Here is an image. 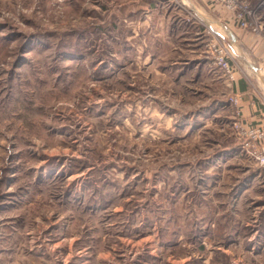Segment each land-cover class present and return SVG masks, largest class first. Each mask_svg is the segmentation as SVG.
<instances>
[{
  "label": "rangeland",
  "instance_id": "374dc122",
  "mask_svg": "<svg viewBox=\"0 0 264 264\" xmlns=\"http://www.w3.org/2000/svg\"><path fill=\"white\" fill-rule=\"evenodd\" d=\"M249 1L259 31L175 0H0V264H264V125L220 37L260 56Z\"/></svg>",
  "mask_w": 264,
  "mask_h": 264
},
{
  "label": "crops",
  "instance_id": "0c3cea01",
  "mask_svg": "<svg viewBox=\"0 0 264 264\" xmlns=\"http://www.w3.org/2000/svg\"><path fill=\"white\" fill-rule=\"evenodd\" d=\"M183 10L186 8L192 10L197 20L200 21L202 25L207 30L215 31L214 27L215 18L212 13L213 10H225L222 6L221 1L219 0H175ZM199 12V13H198ZM198 13V14H197ZM202 16H200V15ZM199 15V16H198ZM220 19V18H219ZM221 34L224 36L225 40L228 42V46H233L235 50L231 52L232 54L242 57L235 46L237 42L240 46L244 43L242 59L245 62L248 70H245V76H238V79L233 83L232 91L239 96V105L242 111V117L245 121L249 123H257L264 125V39L257 40V53H260V56H257V59H252L248 55L247 45L248 39L245 36V40H238L237 37L241 34L239 30L233 29L230 26L225 27L222 21ZM211 28V29H210ZM251 80V81H250Z\"/></svg>",
  "mask_w": 264,
  "mask_h": 264
},
{
  "label": "built area",
  "instance_id": "2783aa9c",
  "mask_svg": "<svg viewBox=\"0 0 264 264\" xmlns=\"http://www.w3.org/2000/svg\"><path fill=\"white\" fill-rule=\"evenodd\" d=\"M225 6V10H242L237 15V20L241 28H251L255 31H259L263 26L261 19L255 16L257 6H253L249 0H221ZM212 45H215V42H212ZM224 46V45H223ZM217 63L221 68L229 75L230 78H233V70H231L230 62L226 59L224 51L218 50V55L216 57ZM228 101L235 102L236 99L233 97H228ZM259 137L264 138V132L261 131L258 134ZM260 160L264 163V156H260Z\"/></svg>",
  "mask_w": 264,
  "mask_h": 264
},
{
  "label": "bare ground",
  "instance_id": "6f19581e",
  "mask_svg": "<svg viewBox=\"0 0 264 264\" xmlns=\"http://www.w3.org/2000/svg\"><path fill=\"white\" fill-rule=\"evenodd\" d=\"M192 12H193V11H192ZM189 13H191V12H189ZM198 13H199V12H198ZM198 13H197V14H198ZM191 14H192V13H191ZM199 15H200V14H199ZM199 15H198V16H199ZM200 16H202V15H200ZM197 19H198V18H197ZM210 29H211V28H210ZM211 30H212V29H211ZM221 30H222V29H221ZM220 35H221V36H220V37H221V40L223 39V41H226L225 38H224V36H223L221 33H220ZM227 43H228V42H227ZM226 47H227L228 50H230L231 52H234V51H235V50L232 48L233 46L231 47V46H228V44H226ZM235 47H236V46H235Z\"/></svg>",
  "mask_w": 264,
  "mask_h": 264
}]
</instances>
